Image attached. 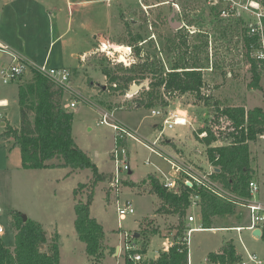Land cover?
<instances>
[{"label":"rangeland","instance_id":"rangeland-1","mask_svg":"<svg viewBox=\"0 0 264 264\" xmlns=\"http://www.w3.org/2000/svg\"><path fill=\"white\" fill-rule=\"evenodd\" d=\"M160 1L176 2L182 17L194 24L191 30L200 28L209 32L214 24L207 0H109L108 4L106 0H101L84 9H90L85 12L87 29L78 28L75 12L67 30V7L71 6L76 11V6L67 0H0V34L6 35L3 42L36 65L45 62L48 66L62 65L71 70L67 85L77 97L72 96L69 90L63 91V105L75 102L74 107H65L73 112L72 137L95 163L98 171L106 174L91 190L87 185L92 182L89 168L76 169L69 174L65 167L23 168L19 147L12 136L3 137L4 121L0 119V224L4 227L2 236L10 246L15 231L5 223L12 219V211H19L27 218L40 222L48 239L56 231L59 232V264H89L92 258L85 253L84 242L75 235L74 202L86 201L91 192L90 215L103 226V243L114 248L105 252L101 264H124L127 253L124 244L127 241L133 243L134 249L146 247V253L139 252L140 263L148 261L162 249L165 250L162 242L166 237L168 241H175L174 234L179 223L182 222L186 230L190 227L189 215L195 217L191 223L199 225L197 205L190 204L182 219L177 214L167 213L169 209L166 207L156 212L160 200L156 194L149 192L147 175L152 173L159 181L174 176L179 180L180 175L174 172L162 155L185 161L196 172H210L212 165L207 160L206 146L195 136V132L199 127L209 126L218 137L214 144L226 143L225 136L231 130V123L220 115V110L227 105H241L245 110L256 106L264 109V80L260 78L258 87L250 85L251 72L246 49L240 44V32L218 35L214 27L215 35L208 36V62H197L205 81L201 89L203 97L197 98L193 93L169 95L160 89L157 97L148 99L146 92L153 78L152 73H146V77L140 79V82H147L142 90L134 93L110 91L111 82L102 72L103 65L121 75L125 73L124 68L146 57L149 61H156L159 69L166 72L171 70L174 59H178L176 56L184 51L180 49L177 52L175 47L164 44L163 36L177 37L178 33L163 19L170 11L169 4L150 7ZM94 11L100 13L96 18L93 17ZM92 28L106 44H102V50H95L80 60L83 50L96 46L90 40ZM62 32V36L54 40ZM149 33H154V36L147 46L142 40ZM181 33L187 38L192 36L184 31ZM107 41L114 43L112 47H119L121 52L111 50ZM127 46L131 52H127ZM135 47H141L140 57L135 54ZM187 57L189 60L192 58L191 54ZM25 78L21 77L16 83L0 84V98H6L8 102L0 110L6 116V123L13 128H18L20 122L17 84ZM156 108L161 109L163 115H152L151 110ZM175 109L184 111L190 118V124L167 128L163 119ZM103 110L112 112L140 140L125 139L122 150L131 172L119 171L120 183L113 188L109 187V182L115 171L110 155L114 149V133L109 126L98 124ZM157 136V150L162 155L145 145ZM198 137L201 136L198 134ZM249 149L251 180L258 185V191L251 200L264 202V136L250 141ZM79 182L86 183V186L77 188ZM126 201L131 202L134 212L119 219L116 204ZM213 221L214 229L192 233L189 247L191 264H209L204 262L207 253L218 251L220 245L228 241L234 243L241 255H245L246 249L264 260V240L253 237L248 229L237 228L249 222L246 207L236 204L233 214L213 217ZM135 233L137 236H134ZM116 246L119 247L117 252ZM46 248L47 244H44L41 249Z\"/></svg>","mask_w":264,"mask_h":264},{"label":"trees","instance_id":"trees-1","mask_svg":"<svg viewBox=\"0 0 264 264\" xmlns=\"http://www.w3.org/2000/svg\"><path fill=\"white\" fill-rule=\"evenodd\" d=\"M209 11L213 16L212 21L214 19V24L208 32L210 36L215 35L214 27L218 35L241 32L238 20L218 17L216 6H211ZM207 37L205 33H197L190 38L182 36L180 44L174 39L168 40L166 46L175 47L177 52H180V49L184 51L176 56L178 59H174L171 70L166 72L159 69L156 61H149L146 57L141 58L143 61L124 68L125 73L121 75L116 74L107 65H103L102 72L111 82L110 91L124 93L132 82L138 83L140 79L146 77V73H152L153 78L149 82L150 85L148 83L146 92L148 99L157 97L160 89L167 91L169 95L193 93L197 98L203 97L201 89L205 81L202 70L186 68L200 67L197 65L198 60L208 62ZM140 48L135 47V54L139 57ZM188 54L192 56L190 60ZM246 56L252 78L250 85L258 87L260 72L247 53ZM160 64L162 66V63ZM25 77L23 82L17 84L19 127L13 128L3 119V137H13L14 143L20 150L23 168L65 167L71 170L89 168L92 182L91 185H87L92 190L106 174L98 171L95 163L73 139L71 134L73 112L63 105V89L36 71L30 72ZM143 102L141 106L145 103ZM220 115L225 116L231 123V130L227 131L225 136L226 143L214 144L218 137L209 126L199 127L195 136L206 146L207 160L213 166L211 178L218 181L232 196L247 199L250 197L248 184L252 174L249 142L264 136V109L256 106L245 110L241 105H227L220 110ZM202 132H206V135L198 137ZM147 179L149 192L156 194L160 200L156 212L166 207L169 209L167 213L177 214L182 219L192 202V194L199 197L196 203L199 224L202 228H214L216 226L213 225V217L231 215L235 212V202L228 201L205 187L179 183L175 190H168L154 174H148ZM85 186L86 183L79 182L77 188ZM92 194L91 192L87 196L86 201L74 202V228L77 238L85 244V253L92 258L89 264H101L105 252L114 248L103 243V226L90 215L89 204ZM73 195H76V188L73 190ZM11 216L12 219L7 222L8 225L5 223V226L15 231L13 243L10 246L5 237L0 235V264H59L58 232L56 231L48 239L40 222L30 218L24 221L19 211H12ZM185 230L186 227L182 222L177 225L174 234L176 241H179L177 236H181ZM260 239L264 240V224L261 226ZM44 244H47L46 250L41 249V245ZM146 251V247L127 251L124 264H188L187 248L179 242L173 243L167 250L162 249L154 259L148 261L135 263L129 257L131 253H146ZM241 257L234 243L228 241L222 243L218 251L208 252L206 262L239 264Z\"/></svg>","mask_w":264,"mask_h":264},{"label":"built area","instance_id":"built-area-1","mask_svg":"<svg viewBox=\"0 0 264 264\" xmlns=\"http://www.w3.org/2000/svg\"><path fill=\"white\" fill-rule=\"evenodd\" d=\"M209 8L216 6L218 17L223 19H236L240 23L241 32L239 35L240 44L246 49V53L249 59H252L258 71L260 72L262 80H264V0H207ZM103 42H99L96 50H102ZM109 48L114 52H121L119 47H112L108 44ZM121 46V45H117ZM122 48V46H121ZM127 52H131L129 46L126 47ZM109 50V49H108ZM36 71L41 75L52 80L58 87L62 88L63 91H70L71 95L77 97L76 93L71 91L67 85L71 70L66 66H48L47 63L36 65L34 62L28 60L16 50L10 47L7 43L0 40V84L16 83L21 77L28 75L30 72ZM115 85V84H113ZM148 88V86H147ZM8 105L6 99H0V108H4ZM75 102L71 101L65 104V107H74ZM184 111L175 109L163 119V124L167 128H172L174 125H187L190 124V118H188ZM152 115H163L161 109H152ZM0 119H5V115L0 110ZM98 124L109 126L114 133V149L111 152V158L114 161L115 171L112 179L109 182V187H117L120 183V177L118 172L121 170H128L131 172L129 163L125 152L122 150V145L127 137H131L137 141H140L137 134L126 126L124 123L116 119L112 112L103 110L100 112ZM201 137L205 135V132L199 134ZM157 139L153 140L150 144H145L150 150L161 154L157 150ZM171 165V168L175 173L180 176L179 180L174 177H168L162 180L163 186L168 190H175L179 183L188 185H195L197 187H205L209 191L221 196L228 201H233L236 204L242 205L247 208L249 222L245 226L237 227L238 230L243 228L253 230L254 228H261L264 224V202L260 200H251V197L258 191V185L255 181L250 180L248 184L250 197L247 199H241L239 197L232 196L227 190H225L220 183L211 178L213 168H210V172L199 173L187 162L177 158H170L162 155ZM198 195L192 196L191 205H197ZM1 212V209H0ZM116 212L119 219H123L126 215L134 212V209L130 201L116 204ZM195 217L193 215L188 216V222H193ZM202 229L201 227H189L185 230L181 236H177L179 241H172L173 243L179 242L187 248V261L191 264L190 259V242L192 233L195 230ZM4 233V227L0 224V235ZM128 237V234L125 233ZM128 240V239H127ZM171 241L163 242L165 250H167L173 243ZM126 251L134 249L133 243L127 241L124 244ZM245 255H242L239 260V264H264V260L261 259L256 253L244 249ZM130 259L133 262L141 260V254L138 252L129 254ZM206 262V259L205 261ZM204 264V263H200Z\"/></svg>","mask_w":264,"mask_h":264},{"label":"crops","instance_id":"crops-1","mask_svg":"<svg viewBox=\"0 0 264 264\" xmlns=\"http://www.w3.org/2000/svg\"><path fill=\"white\" fill-rule=\"evenodd\" d=\"M101 0H73V1H71V0H67V2L69 3H72V4H74L75 6H76V11H75V9H72L71 8V6H68L67 7V14H68V20H67V28H66V30L69 28V25H71V23L73 22V17H74V14H75V12H77V18H76V22H77V24L80 26V27H78V28H85L86 27V19H85V12H88L89 10H84L85 8H89L91 5H93V4H95V3H97V2H100ZM106 2H107V4L109 3V0H106ZM81 14V15H80ZM93 14H94V16L93 17H95L96 18V15H98V14H100L99 13V11H97V13H96V11H94L93 12ZM1 18V17H0ZM94 18V19H95ZM93 27V26H92ZM91 28V27H90ZM90 28H88V29H90ZM85 29H87V28H85ZM93 29V28H92ZM91 29V38L92 39H90L92 42H95V44H96V46H95V48H93V49H86V50H83V52L80 54V60H82V58L84 57V56H86V55H89V54H91L92 52H94L95 50H96V47H97V45H99L98 43L99 42H103V43H106L105 41H102V40H100V38H98L99 36H100V34H98V33H96L95 32V30L93 29L92 30ZM65 30V31H66ZM64 32H62V33H60V34H57L56 36H55V39L54 40H56V39H58L59 37H61L62 36V34H63ZM6 39V35L5 34H0V40L1 41H4ZM99 41V42H98ZM107 44H114V43H112V42H110V41H107ZM47 56V55H46ZM46 58V57H45ZM58 66H62V65H58ZM0 99H6V98H0ZM6 117V116H5ZM168 141V140H167ZM170 142V141H169ZM210 168H213V166H210ZM66 170H67V173L69 174V173H71V172H73V171H75L76 169H74V170H71V169H69V168H65ZM67 175V174H66ZM33 220H35V219H33ZM189 225H190V227H201V225L199 224L198 226H194L191 222L189 223ZM242 226H244V225H242ZM202 228V227H201ZM210 229H214V228H209V229H207V228H202V229H198V230H195V231H202V230H210ZM217 229V228H216ZM219 229H222L221 227L219 228ZM46 231V230H45ZM194 231V232H195ZM58 232V231H57ZM251 233H252V230H251ZM58 234H59V232H58ZM76 235V234H75ZM60 237V236H59ZM167 237L165 238V240L163 241V242H165V241H167ZM163 242H162V245H163ZM191 243V242H190ZM221 246V245H220ZM238 251V250H237ZM238 252H240V251H238ZM157 256V255H156ZM154 259V258H153Z\"/></svg>","mask_w":264,"mask_h":264},{"label":"flooded vegetation","instance_id":"flooded-vegetation-1","mask_svg":"<svg viewBox=\"0 0 264 264\" xmlns=\"http://www.w3.org/2000/svg\"><path fill=\"white\" fill-rule=\"evenodd\" d=\"M164 3L169 4V6H170L169 13L166 15L165 18H163V19H165L164 20L165 23L169 27L173 28L172 27V24H176L177 21L180 22V26L179 27L173 28L178 33V36L177 37H169L167 35L163 36L164 44L165 45L168 42V40H170V39H174L176 43H179L180 44V40H181L182 36H185V34H182L181 31L186 32V34L189 33V34H192L193 35V34H197V33H205L208 36H210L207 31H204V30H202L200 28H198L196 30H191L190 27L193 26L194 24H192L188 20H185L184 17H182V15H181V8L174 1H169V2L168 1H160L158 4H156L154 6L152 5L150 7L163 6ZM171 15H172V17H171ZM179 15H180V17H179ZM169 17H171V20H169ZM154 22L158 23L157 22V19H154ZM153 36H154V33H151V34L149 33V35L146 38H143L142 43H144V44H146L148 46L149 45V42L153 41L152 40V37ZM185 37L187 38V36H185ZM207 39H208L207 40V44H208V41L210 40V38L207 37ZM186 69H188V70H191V69L202 70L201 67L200 68H186Z\"/></svg>","mask_w":264,"mask_h":264},{"label":"water","instance_id":"water-1","mask_svg":"<svg viewBox=\"0 0 264 264\" xmlns=\"http://www.w3.org/2000/svg\"><path fill=\"white\" fill-rule=\"evenodd\" d=\"M172 17V15H171ZM171 17H169V20H171ZM180 26V22L177 21L176 24H172V27L173 28H177ZM147 84V82L143 81V82H140V83H132L130 86H129V89L127 90V93H134V92H137L139 91L142 87H144L145 85ZM264 94V93H263ZM264 97V95H263ZM21 216H22V219L25 221L27 219V215L26 214H23L21 213ZM252 236L255 237V238H260L261 237V228H254L252 230ZM134 236H137V233H135ZM43 247V245H41V248ZM119 249L118 246H116L115 248V251L117 252Z\"/></svg>","mask_w":264,"mask_h":264}]
</instances>
